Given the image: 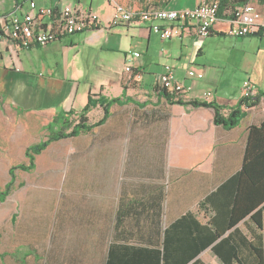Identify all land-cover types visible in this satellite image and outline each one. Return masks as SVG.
Wrapping results in <instances>:
<instances>
[{
    "label": "crops",
    "instance_id": "obj_1",
    "mask_svg": "<svg viewBox=\"0 0 264 264\" xmlns=\"http://www.w3.org/2000/svg\"><path fill=\"white\" fill-rule=\"evenodd\" d=\"M32 1L38 7L70 4L92 10L102 29L44 46L14 48L11 41L0 42V117L37 116L47 125L56 113L80 111L88 96L120 99L102 124L76 137L77 150L63 170L55 226L51 222L44 235L54 237L56 246L41 248L36 264H112L116 258L121 263L128 246H166L169 262L181 264H229L224 258L236 251L244 264H253V248L264 251V213L260 227L252 217L259 207L228 224L238 190L233 177L244 162L247 130L264 119V36L229 34L228 8L221 9L204 39L188 21L162 22L179 32L161 39L147 23L107 27L119 0ZM201 1L122 3L135 10H180ZM245 3L258 21L264 19V0ZM27 10L28 0H0V17ZM131 52L139 56L131 64L137 73L130 77L125 64ZM164 65L189 88L181 103L154 89ZM188 69L202 71L203 79L186 77ZM226 74L234 83L224 80ZM247 79L262 95L255 106L244 108L233 128L214 122L213 107L186 104L212 102L224 107L226 116L238 106L241 83ZM103 111L100 105L89 110L88 123L98 121ZM239 204L247 205V199L241 196Z\"/></svg>",
    "mask_w": 264,
    "mask_h": 264
},
{
    "label": "rangeland",
    "instance_id": "obj_2",
    "mask_svg": "<svg viewBox=\"0 0 264 264\" xmlns=\"http://www.w3.org/2000/svg\"><path fill=\"white\" fill-rule=\"evenodd\" d=\"M224 80L235 81L230 74ZM45 127L37 116L0 117V194L5 193L0 201V264H36L41 248L56 246L54 237L44 235L51 222L55 226L63 170L71 151L77 150V138L51 142L34 156L32 170L15 168L10 173L17 164H28L25 149L45 138Z\"/></svg>",
    "mask_w": 264,
    "mask_h": 264
},
{
    "label": "built area",
    "instance_id": "obj_3",
    "mask_svg": "<svg viewBox=\"0 0 264 264\" xmlns=\"http://www.w3.org/2000/svg\"><path fill=\"white\" fill-rule=\"evenodd\" d=\"M230 14L228 33L232 36H264V19L258 21L251 5L245 3L235 6ZM217 19H219L218 0H202L193 8L180 10L150 7L142 11H132L122 4L114 3L112 16L108 18L106 26L112 28L138 21L147 23L161 39H167L178 34L179 28L172 27V25L163 26L162 22L184 23L188 21L193 23L196 35L204 39L211 35ZM0 23V42L11 41L14 48L48 45L70 34L102 29L99 14L92 10H82L70 4L60 8L38 7L32 0H28V10L23 14L12 13L1 16ZM138 56V52L128 54L125 64L126 71L131 69L132 60ZM186 77L203 79V73L199 70L188 69ZM155 83L170 91L171 94L186 97L188 95L189 88L176 78L169 65L162 67L160 73L156 75ZM240 88V100L242 101L251 100L257 94V87L249 79L243 81ZM211 96L212 92L208 91L207 97ZM244 106L245 104L242 105L243 108Z\"/></svg>",
    "mask_w": 264,
    "mask_h": 264
},
{
    "label": "trees",
    "instance_id": "obj_4",
    "mask_svg": "<svg viewBox=\"0 0 264 264\" xmlns=\"http://www.w3.org/2000/svg\"><path fill=\"white\" fill-rule=\"evenodd\" d=\"M122 1L123 0H119L118 4H123ZM218 1L219 15L222 12V8L233 10V8L235 7V3L242 4L246 2V0ZM123 5L126 8L131 9L132 11H136L131 6H126L125 4ZM127 72L131 77L137 73V70L131 68ZM126 80H128V78L126 77V75H124L121 80L123 91H125L127 88ZM154 89L170 102L181 103L183 102L182 99L186 97L171 94L170 91L157 86L156 83L154 84ZM261 95L262 94L259 93L256 94L250 101L240 100L238 106L234 109L231 108V111L226 116L222 115V110L224 109V107L217 106V104L215 103H207L202 100H191L189 102H185L186 104L191 106L213 107L215 110L214 122L217 123V125H222L225 128H233L239 123L241 117L245 114L244 108L242 109V105L245 104L244 107L249 108L255 106ZM119 102L120 99L117 97L111 99L99 97L98 99L94 100L93 98H91V96H88L86 105L77 113H75L74 110L56 113L45 127V130L47 131L45 138H42L38 140V142L26 147L25 157L28 164L25 165L24 163H20L12 167L10 169L11 175L12 171H14L15 168H21L26 171L32 170L34 167V156L44 150L51 142L69 137L76 138L80 135V133L92 130L94 127L102 124L108 117L111 104ZM97 105L102 106L104 110L103 115L95 123H88L86 114L89 110L96 107ZM72 114H77V118L74 121L68 119V117ZM233 179H236L238 190L236 193L234 208L231 209L232 218L228 225L230 227L233 226L243 216H245V214L247 215L248 213L256 209V207H259V209H257L256 212L252 214V217L254 219L257 218V226L260 227V216L262 215V213H264V119L258 125H253L247 130V144L245 146L244 162L242 163L240 171H238ZM4 194H0V201L4 199ZM241 196L247 199V205L244 204L245 206H241L239 204V198ZM216 236H218V234ZM128 248V250L122 253L123 260L121 261V263H119L120 260L116 258L115 262H112V264H181L180 261L169 262V260L167 259L168 253L166 251V246H163V249L161 250H150L148 248H137V250H131V246H128ZM253 253L255 254V261L253 264H264L263 249H261V247L253 248ZM237 256V252L232 251V259L228 257L224 258V261L226 259L229 264H244ZM193 264L199 263L197 260H195Z\"/></svg>",
    "mask_w": 264,
    "mask_h": 264
},
{
    "label": "bare ground",
    "instance_id": "obj_5",
    "mask_svg": "<svg viewBox=\"0 0 264 264\" xmlns=\"http://www.w3.org/2000/svg\"><path fill=\"white\" fill-rule=\"evenodd\" d=\"M248 101H250V100H248Z\"/></svg>",
    "mask_w": 264,
    "mask_h": 264
}]
</instances>
